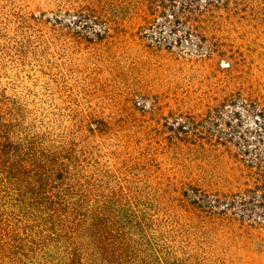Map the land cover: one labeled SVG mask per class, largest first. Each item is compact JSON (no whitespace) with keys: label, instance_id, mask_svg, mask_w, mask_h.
<instances>
[{"label":"rangeland","instance_id":"1","mask_svg":"<svg viewBox=\"0 0 264 264\" xmlns=\"http://www.w3.org/2000/svg\"><path fill=\"white\" fill-rule=\"evenodd\" d=\"M206 1L210 57L146 0H0V264H264V229L196 208L234 191L208 137L264 136L221 105L264 98V0Z\"/></svg>","mask_w":264,"mask_h":264},{"label":"trees","instance_id":"2","mask_svg":"<svg viewBox=\"0 0 264 264\" xmlns=\"http://www.w3.org/2000/svg\"><path fill=\"white\" fill-rule=\"evenodd\" d=\"M213 3L207 0V8L212 7ZM146 4L141 15L145 26H154L153 23L158 19L162 21V25L167 23L171 26L183 25L184 37H194L198 47L199 44L205 43L198 29L203 16L198 0H146ZM155 43L159 46L180 45L182 39L174 41L158 39ZM199 48L201 51L205 49V56L208 57L216 52L212 43H205ZM236 103H240L247 113L261 119L262 123L258 130L264 131V98L239 92L224 99L221 105L230 106ZM217 113L216 109L208 112L211 125L214 127ZM233 115H236V112ZM225 124L230 126L229 121ZM183 127L179 126L181 131ZM184 136L187 141L191 138L187 134ZM208 141L213 146L222 148L229 165L228 185L234 191L205 194L196 208L214 220L225 221L241 228L264 229V136L258 132L253 138L246 134L235 137L229 133L224 136L210 135Z\"/></svg>","mask_w":264,"mask_h":264}]
</instances>
